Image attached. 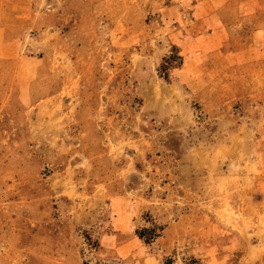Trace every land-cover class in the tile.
I'll use <instances>...</instances> for the list:
<instances>
[{
    "label": "rangeland",
    "instance_id": "rangeland-1",
    "mask_svg": "<svg viewBox=\"0 0 264 264\" xmlns=\"http://www.w3.org/2000/svg\"><path fill=\"white\" fill-rule=\"evenodd\" d=\"M0 264H264V0H0Z\"/></svg>",
    "mask_w": 264,
    "mask_h": 264
},
{
    "label": "crops",
    "instance_id": "crops-1",
    "mask_svg": "<svg viewBox=\"0 0 264 264\" xmlns=\"http://www.w3.org/2000/svg\"><path fill=\"white\" fill-rule=\"evenodd\" d=\"M184 53H186V50H185ZM186 54H188V53H186ZM186 54H185V55H186ZM187 58H188V57H186V59H187ZM186 59H185L186 63H187L188 65H190L191 62H190L189 60H186ZM188 70H189V68H188V69H187V68H186V69L184 68V69H183V71H185V72H184V75L179 76L180 79L178 78V80H179V81H178V84H180V86H182L181 82L184 83V82L187 81V79H188V75H189V77H190V74H188ZM201 93H202V92H201Z\"/></svg>",
    "mask_w": 264,
    "mask_h": 264
},
{
    "label": "trees",
    "instance_id": "trees-1",
    "mask_svg": "<svg viewBox=\"0 0 264 264\" xmlns=\"http://www.w3.org/2000/svg\"><path fill=\"white\" fill-rule=\"evenodd\" d=\"M140 237L143 238L144 236L141 234Z\"/></svg>",
    "mask_w": 264,
    "mask_h": 264
}]
</instances>
